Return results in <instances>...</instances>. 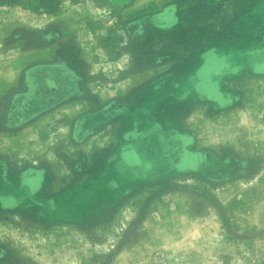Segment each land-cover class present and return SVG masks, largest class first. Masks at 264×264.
<instances>
[{"label":"rangeland","instance_id":"obj_1","mask_svg":"<svg viewBox=\"0 0 264 264\" xmlns=\"http://www.w3.org/2000/svg\"><path fill=\"white\" fill-rule=\"evenodd\" d=\"M49 3L42 12L0 0V110L25 67L63 49L82 52L89 95L33 125L0 128L5 176L28 164L50 171L23 196L0 187L9 206L0 203V264H264V0L184 3L159 33L147 22L141 61L113 6ZM216 54L236 73L219 80L224 93L189 89L199 81L186 76L205 59V71L217 69ZM92 98L109 116L76 139L75 120L98 108ZM131 125L150 172L121 152Z\"/></svg>","mask_w":264,"mask_h":264},{"label":"flooded vegetation","instance_id":"obj_2","mask_svg":"<svg viewBox=\"0 0 264 264\" xmlns=\"http://www.w3.org/2000/svg\"><path fill=\"white\" fill-rule=\"evenodd\" d=\"M20 1L25 4L34 6L38 0ZM101 1H103V3L105 4L113 6L116 13L118 12L117 14H121L124 8L128 7L130 3L134 2V0ZM166 12H154L147 15L146 18H142H144L146 22L150 21L154 25H152L155 29L154 32L159 33L158 30H161L163 28V14H168ZM142 18H133V20L128 19L126 21L127 27L125 28L126 34L127 36H129L130 41L132 43L130 45L133 47L137 46L139 49L143 50L141 51V55L139 56V61H141L142 59L145 60L146 58V44L144 43L143 39L146 36L145 32H147L146 27L148 24H146L145 26L142 22ZM139 23L141 25L140 29H138ZM48 36H50V32ZM111 44L113 43L111 42ZM207 52V54H210L212 53V50ZM74 56L75 55H73L67 49H63L57 55L51 54L49 58L39 61H33L30 65L25 67L24 71L21 74L20 81L17 87L9 93L3 103V107L0 110V128L7 130H17L25 126L33 125L35 123L40 122L41 120H45L48 116L53 115L56 112L67 111V107L69 108L72 105H75V101L82 99L84 96L86 97V95L88 96V90L85 88L84 72V70L88 68L83 66L84 62L80 57L76 58V56ZM213 57V63L217 64L218 68L214 71H205L204 69L209 66L210 62L205 59L202 62L204 64L203 66L202 63L198 61V63H201L199 70L197 72L191 73L190 75H187L186 77L188 80H197L199 82L197 86L193 88L191 87L189 89L197 90L198 87L202 86L209 92H218L219 90L222 92L219 80L221 78L226 77L227 75H236V73L221 70L222 68H225V64L227 63V61H225V57L223 58L217 54ZM141 63V65H143L144 67L147 65V61H142ZM155 63L157 64V62ZM256 73L264 74V68L258 67ZM94 101H96V104L94 106H97L98 104L97 110L94 109L93 112H88L86 113V115H81L73 123L72 126L74 127V138L82 139V131L86 125L96 127L99 124V120H101L100 116H109L108 112L111 110V108L107 107L108 105L103 107V105H100L98 103L97 99H94ZM100 107L103 109H99ZM84 110L82 109L80 110V112H83ZM86 111L87 109L84 112ZM70 121L71 120L66 117V114L63 115L60 119V122L62 123H68ZM144 126H146V122L144 123ZM134 128L135 125H131L128 129V132L125 134L124 137L126 141L124 142L121 152L127 149L129 150V152L135 154L134 156L136 157L134 158H137L139 163L141 161V166H143L146 170L148 169V172H150V168H148L149 164H147V162H151L148 161L147 158L148 152L147 147L144 144L145 139L142 142L141 140H143V137H140V135L135 134L132 131V129ZM149 134H152L153 136L155 135L154 138L159 143L158 139L161 138L157 137L156 131L149 132ZM141 142L142 147L140 146ZM193 158L194 155H188L187 157H184L182 160V164L188 165L190 162H193ZM0 163V187H20L18 191V194H20L19 196H23L25 194L26 188H31L35 191L34 187H44L46 181H48L50 178V171L47 172V170H49L47 167L42 165L41 167L36 168L34 165L28 164L26 169L19 173L15 179H13V176L11 175L5 176V164L7 162L5 163L1 159ZM113 164L114 163L111 162V165ZM169 164L172 165V161H169ZM169 164H167L168 166L166 167V170L167 168H173V166H170ZM73 170L77 171L78 168L74 167ZM4 184L7 186H4ZM73 186L78 187L77 185ZM36 202L38 203L37 205H41L42 208L45 206L42 201L34 202V200L32 199V205H35ZM0 203L3 207H9L7 204L4 203L3 199H0Z\"/></svg>","mask_w":264,"mask_h":264},{"label":"crops","instance_id":"obj_3","mask_svg":"<svg viewBox=\"0 0 264 264\" xmlns=\"http://www.w3.org/2000/svg\"><path fill=\"white\" fill-rule=\"evenodd\" d=\"M6 1L12 2L14 4H18V5H23L24 7L30 9L31 11H42V12L44 11L45 12V11L50 10V8H51V5L50 6L47 5L48 7L44 8V5L50 4L49 3L50 0H38L34 6L25 4V3L21 2L20 0H6ZM194 1L195 0H134V2L130 3V5L128 7L124 8L122 15L125 17H128L129 20H131V19L133 20V18H140V17L146 18L147 15L154 13V12L161 11L162 13H164V11H167V13H169L170 10H172V12H173L175 9H181L183 6L182 4H184V3H186L187 6H189V8H190L191 5H194ZM142 19H143L142 22L146 26L147 22L144 20V18H142ZM163 20H164V18H163ZM140 27H141V25L139 23L138 29H140ZM158 29H160V28H158ZM146 30H147V27H146ZM161 30H158V31L160 32ZM124 32H126L125 29H124ZM69 52H71L73 55H75L76 58H78V57L82 58V52H81V54H79V52H77V51H74V52L69 51ZM195 60L198 62L200 59L197 58V59H194V61L193 60L192 61L196 62ZM2 78H4V77H0L1 80H3ZM2 83L3 82L1 81L0 82L1 90L3 89ZM1 90H0V92H1Z\"/></svg>","mask_w":264,"mask_h":264}]
</instances>
